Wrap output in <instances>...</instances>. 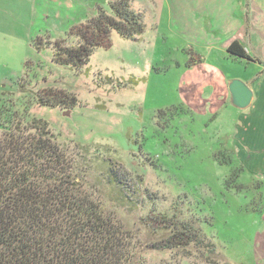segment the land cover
Returning <instances> with one entry per match:
<instances>
[{"label":"rangeland","instance_id":"rangeland-1","mask_svg":"<svg viewBox=\"0 0 264 264\" xmlns=\"http://www.w3.org/2000/svg\"><path fill=\"white\" fill-rule=\"evenodd\" d=\"M109 2L0 0V112L46 124L83 189L132 233L147 264H259L252 249L264 224V180L227 150L231 120L185 112L180 75L195 55L169 36L163 0H132L145 32L134 41L112 32L111 48L95 49L81 70L54 63L43 46L76 45L69 29L98 8L110 13ZM46 89L64 91L75 107L40 106ZM160 214L192 224L195 242L148 249L171 234L154 223Z\"/></svg>","mask_w":264,"mask_h":264},{"label":"trees","instance_id":"trees-1","mask_svg":"<svg viewBox=\"0 0 264 264\" xmlns=\"http://www.w3.org/2000/svg\"><path fill=\"white\" fill-rule=\"evenodd\" d=\"M131 2L110 0V13L98 8L94 17L71 27L67 36L77 39L76 45H43L40 36L32 45L36 51L51 46L54 63L81 70L95 49L111 48L112 32L131 41L145 32L143 17L131 9ZM228 52L247 58L236 43ZM38 103L73 108L76 100L64 91L46 89ZM81 180L71 156L43 121L26 124L15 112H0V264H147L132 233L103 212ZM154 223L171 234L148 249H185L197 238L193 225L176 217L155 215Z\"/></svg>","mask_w":264,"mask_h":264},{"label":"crops","instance_id":"crops-1","mask_svg":"<svg viewBox=\"0 0 264 264\" xmlns=\"http://www.w3.org/2000/svg\"><path fill=\"white\" fill-rule=\"evenodd\" d=\"M162 12L169 36L195 55L196 63L186 61V72L180 75L185 112L202 119L231 120L227 150L264 180V0H163ZM233 43L247 58L228 52ZM232 80L241 81L252 93L245 109L231 103ZM261 222L252 250L256 263L264 264Z\"/></svg>","mask_w":264,"mask_h":264},{"label":"water","instance_id":"water-1","mask_svg":"<svg viewBox=\"0 0 264 264\" xmlns=\"http://www.w3.org/2000/svg\"><path fill=\"white\" fill-rule=\"evenodd\" d=\"M231 96V103L238 109H245L252 100V93L249 88L239 80H232L228 85Z\"/></svg>","mask_w":264,"mask_h":264}]
</instances>
